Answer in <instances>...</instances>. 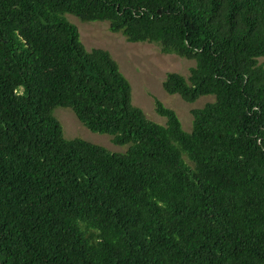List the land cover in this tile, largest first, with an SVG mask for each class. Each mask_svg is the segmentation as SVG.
Listing matches in <instances>:
<instances>
[{
  "label": "trees",
  "instance_id": "trees-1",
  "mask_svg": "<svg viewBox=\"0 0 264 264\" xmlns=\"http://www.w3.org/2000/svg\"><path fill=\"white\" fill-rule=\"evenodd\" d=\"M194 61L162 89L190 132L131 102L67 19ZM264 0H0V264H264ZM68 108L110 152L66 139Z\"/></svg>",
  "mask_w": 264,
  "mask_h": 264
},
{
  "label": "rangeland",
  "instance_id": "rangeland-1",
  "mask_svg": "<svg viewBox=\"0 0 264 264\" xmlns=\"http://www.w3.org/2000/svg\"><path fill=\"white\" fill-rule=\"evenodd\" d=\"M67 19L77 27L81 36L80 41L87 50L103 49L110 53L131 85L132 104L139 107L148 120L159 125L166 123V118L155 112L154 99H157L165 107L174 110L182 129L190 132L192 126L190 111L214 101V96L206 95L188 103L178 95H170L163 91L162 82L166 74L178 73L187 77L189 69L194 66L193 60L174 54H164L160 52L157 44L128 42L121 34L111 33L106 22H82L72 15H67ZM258 62L264 65V57L259 58ZM53 116L61 124L66 139L81 138L114 153H124L128 148V145H114L107 135L90 132L68 108L57 107L53 111Z\"/></svg>",
  "mask_w": 264,
  "mask_h": 264
}]
</instances>
